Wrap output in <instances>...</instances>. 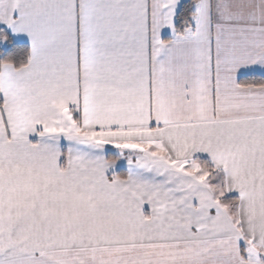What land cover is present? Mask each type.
<instances>
[{"label": "snow or ice", "instance_id": "1", "mask_svg": "<svg viewBox=\"0 0 264 264\" xmlns=\"http://www.w3.org/2000/svg\"><path fill=\"white\" fill-rule=\"evenodd\" d=\"M0 264H264V0H0Z\"/></svg>", "mask_w": 264, "mask_h": 264}]
</instances>
